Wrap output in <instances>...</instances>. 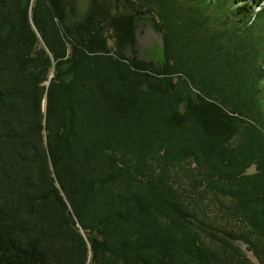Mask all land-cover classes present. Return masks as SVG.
Listing matches in <instances>:
<instances>
[{
  "label": "trees",
  "instance_id": "1",
  "mask_svg": "<svg viewBox=\"0 0 264 264\" xmlns=\"http://www.w3.org/2000/svg\"><path fill=\"white\" fill-rule=\"evenodd\" d=\"M66 2L0 0V264H264V0Z\"/></svg>",
  "mask_w": 264,
  "mask_h": 264
},
{
  "label": "rangeland",
  "instance_id": "2",
  "mask_svg": "<svg viewBox=\"0 0 264 264\" xmlns=\"http://www.w3.org/2000/svg\"><path fill=\"white\" fill-rule=\"evenodd\" d=\"M90 5V0H67L66 6L67 7H73V13L76 12V14L72 13L73 17H80L84 15ZM121 8V3L119 5V8ZM123 12H125L122 8L120 9ZM117 11V10H115ZM135 10H131L129 12H134ZM156 22V21H155ZM134 36H135V48L134 51H132L130 48L126 49L124 54L125 57L130 58L132 56H136L138 59L145 60V61H152L153 63L161 65L166 62L165 54H164V41L162 37V33L159 32L156 27H154L153 17L152 14L145 13V14H137L134 18ZM110 46H113V40L109 41ZM195 162L192 160V163H189L187 161H183L181 163L176 164L172 168V179L174 182V185L176 188H178L182 193H188L190 192H198V194L201 196L200 198L206 202L207 213L211 217H214L215 215V209H214V198H211L212 196L205 192V184L204 182L200 183V180L197 181H191L190 176L193 174V176H196L195 169ZM254 165L249 167L248 172H254ZM203 188V189H202ZM197 195V196H199ZM205 197V198H204ZM207 199L212 201V206L207 203ZM216 203V202H215ZM219 215V214H217ZM220 216V215H219ZM231 226H234L233 222H229ZM241 252H243L247 259L250 261V264H259L257 259L252 255L250 251L247 250V245L240 242V241H234L233 242Z\"/></svg>",
  "mask_w": 264,
  "mask_h": 264
}]
</instances>
